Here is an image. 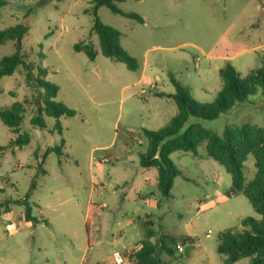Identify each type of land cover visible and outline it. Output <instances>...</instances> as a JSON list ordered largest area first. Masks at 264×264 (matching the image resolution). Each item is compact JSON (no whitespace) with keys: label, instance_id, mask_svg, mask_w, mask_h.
I'll return each mask as SVG.
<instances>
[{"label":"rangeland","instance_id":"1","mask_svg":"<svg viewBox=\"0 0 264 264\" xmlns=\"http://www.w3.org/2000/svg\"><path fill=\"white\" fill-rule=\"evenodd\" d=\"M6 2L0 8V30L17 24L28 26L24 49L29 60L46 71L43 78L48 84L57 86L55 101L76 112L73 117L59 119L61 135L54 130V118L47 115L43 116L45 128L34 127L29 120L36 109L37 88L26 82L20 67L11 76L0 79V108L8 109L12 103L22 102L25 113L20 129L32 140L11 153L6 146L13 136L0 122V184H7L8 177L12 181L16 176L17 191L8 185L6 192L20 195L27 188L31 180L24 175L32 176L37 170L33 159L37 140V161L45 159L46 171L64 174L68 191L72 192L70 195L62 191L58 199L63 202L42 211L41 219L52 226L37 225L36 235L41 242L49 240L53 232L69 230L76 238L73 245L77 248L72 253L73 261L68 264H111L113 249L120 252L121 245L129 241L121 254L124 264H134L133 256L141 247L145 227L144 221L138 222L137 215L145 220L144 213L149 211L157 233L173 237L189 233L194 239L191 245L179 242L186 255L179 253L178 257L170 258L162 254L166 264H223L225 257L216 250L220 235L226 231L240 233L242 219L259 220V216L243 194L226 196L230 175L207 155L204 143L197 146L195 153L170 156L172 165L183 175L174 178L171 197L163 199V206L157 210L137 198L120 204L119 193L112 195V187L122 172L130 180L143 170L124 158L121 153L124 143L137 160V154L147 148L141 131L159 130L176 115L177 108L171 98L155 96L175 93L170 77L187 88L194 101L211 103L221 88L218 69L230 64L243 79L249 72L264 68V0H123L117 3L121 11L138 14L142 23L99 7L98 19L119 31L118 44L136 59V71L101 55L97 36L91 32V0ZM78 42L92 44L97 53L93 61L82 52L73 51L72 46ZM13 50V44L7 42L0 46V57L10 55ZM145 60L147 66H144ZM142 68L145 77L136 85L134 82ZM194 122L217 134L225 127L264 126V94L255 87L246 102L214 119ZM61 138L65 142L63 156L54 153L46 156V149L58 146ZM110 145V150H102ZM100 154L106 160L99 158ZM98 161L102 165L100 172L96 169ZM255 172L253 157L248 156L243 170L246 183L253 179ZM93 176L95 185L90 193ZM148 192L155 193V186L149 187ZM90 199L94 201L93 206H104L93 212L86 232L84 221ZM33 211L36 216V209ZM61 213L66 214L64 218ZM107 215H114V222H109ZM126 219H131L133 224L125 225ZM56 220H62L63 225L56 224ZM113 238L116 241L112 245ZM24 244L25 239L1 228L0 264L31 263L34 253L25 252ZM85 247L89 248L87 252L83 250ZM248 259L242 258L234 264H248ZM38 263L42 264L43 260Z\"/></svg>","mask_w":264,"mask_h":264},{"label":"trees","instance_id":"2","mask_svg":"<svg viewBox=\"0 0 264 264\" xmlns=\"http://www.w3.org/2000/svg\"><path fill=\"white\" fill-rule=\"evenodd\" d=\"M122 1L91 0L93 4L91 32L97 36L102 56L123 63L128 70L136 71L138 62L118 44L119 31L102 24L96 14L99 7H106L114 14L142 22L138 14L123 12L117 7V3ZM6 3V0H0V8ZM27 28L26 24H17L0 30V46L11 42L14 48L10 55L0 57V79L11 76L19 67L22 68L26 82L37 88L34 98L36 109L29 123L43 129L45 128L43 116H50L55 120L54 130L61 135L59 119L63 116L73 117L76 112L55 101L57 86L48 84L43 78L46 71L29 60L24 49ZM72 49L75 52H82L89 61H93L97 55L89 42H78L72 46ZM218 74L221 88L211 103L194 101L189 96L187 88L180 86L170 77L175 93L156 95L171 98L176 105L177 113L161 129L141 131L146 139L147 148L144 153H139L138 164L142 168L156 169L158 191L163 198H168L174 178L183 175L172 165L170 155L174 152L195 153L197 146L204 143L207 155L223 166L230 175L231 184L226 196L243 194L259 216V220L250 217L242 219L243 230L240 233L223 232L216 250L225 257L223 264H234L242 258H249L248 264H264V126L253 124L236 128L225 127L220 134H217L194 122L195 119H214L235 105L246 102L255 87H259L264 94V68L255 69L240 79V74L230 64H226L218 69ZM24 113L25 107L22 102H14L8 109L0 108V122L15 134V137L9 140L7 148L22 147L29 143V136L20 131ZM64 143V139L61 138L60 144L48 148L45 155L53 152L60 156ZM248 156L253 157L256 172L253 179L246 183L243 170ZM42 162L43 159L39 164ZM33 188L32 182L29 190ZM27 197L28 195L23 201H15V203L23 204L25 218L30 219L31 209L26 201ZM92 215V209L88 207L84 221L86 232L89 231ZM143 225L145 227L143 226L141 247L134 253V264H166L161 259L162 254L176 258L179 255L180 243L189 245L194 243V239L188 235L173 237L165 233H157L150 221H144Z\"/></svg>","mask_w":264,"mask_h":264},{"label":"crops","instance_id":"3","mask_svg":"<svg viewBox=\"0 0 264 264\" xmlns=\"http://www.w3.org/2000/svg\"><path fill=\"white\" fill-rule=\"evenodd\" d=\"M143 20V19H142ZM143 22V21H142ZM141 22V23H142ZM144 66H147L146 60L144 61ZM145 77V70L142 68L139 73V78L137 81L134 82V84H139ZM128 86V85H127ZM153 88L156 87V84L151 85ZM143 92V91H142ZM142 95V94H140ZM156 97H158L155 94ZM140 97V96H139ZM159 98V97H158ZM162 99V98H161ZM10 130V129H9ZM21 131V129H20ZM11 132V131H10ZM12 134L13 139L15 137V134ZM32 143V140L29 137V143L27 145ZM65 144V143H64ZM26 146V145H24ZM23 147V146H22ZM22 147H9V151L11 153H14V151H19ZM112 147L110 145L109 147H102V150H107ZM124 147V150L121 149V153L124 155V158H127L128 162L131 164L137 163L139 161V154H137V160L133 157V154L131 152V148L124 143L122 146ZM34 148L33 149V159L35 160V164L37 166V170L35 171V174H33V183L34 188L30 191V185L32 183V176L31 174L24 175L26 176V179L31 180V183L29 181V184L26 189H24L20 195L16 193H10L6 192V187L9 185L11 186L13 191H17L16 185L18 184L16 176H14L13 180L11 181L8 177L7 184H0V229L3 228V230L7 231L8 234H14L17 235L18 238L25 239V244L23 246V250L25 252L31 251L34 253L33 261L29 264H39V260H43L42 264H68L73 261V250H75V245H73V242L76 240L75 237H73V233L69 230L59 231V234L57 232H53L50 236L49 240L41 242L40 236L37 234V225H42V223L45 226H52L49 221L45 222L43 219L44 216L42 214V211L44 209L52 208L54 205H58L63 200L59 201L58 196L62 193V191H66L68 194L72 195V192L69 190V183L66 181L67 177L62 174L61 172H53L50 173L46 171L44 166V161L39 164L37 161V151L39 150V141L35 140L34 142ZM48 149V148H47ZM46 149V150H47ZM64 150V146L61 149L60 156L62 157L64 153L62 151ZM146 151V150H145ZM112 152V151H111ZM53 152H50L46 156L52 154ZM116 153V150L113 149V154ZM186 152H174L170 156H173L175 154L178 155H184ZM55 154V153H54ZM104 154H100L99 158L102 160H106L104 157ZM96 162V169L98 172L101 171L102 165ZM141 171L136 172L133 177H130L125 172L121 173V176H119L118 179H114V185L112 187V195L115 192L119 193V203L125 204V202H132L134 199L143 200V202L148 205L152 210H157L163 206V202L165 198H163L157 188V171L155 168H142ZM151 169H153V172H149ZM31 177V178H30ZM94 176L91 177V188L90 193L93 191L95 180ZM155 186V193L148 192L149 187ZM157 194L158 197H157ZM28 195L26 201L30 207V219L25 218L24 214V206L21 203H15V201H23L25 196ZM171 197V190H170V196ZM72 198V197H69ZM166 198V199H168ZM66 200V199H64ZM58 201V202H57ZM57 202V203H55ZM162 202V203H161ZM93 199H90L87 203L89 205L88 207H91L92 213L98 212L97 209L101 210L104 206V204H99L97 206H93ZM36 209L34 215L33 209ZM111 210V209H110ZM96 213H94L96 215ZM100 213V211H99ZM61 217H65L66 214L61 213ZM38 216V218H37ZM61 218V219H63ZM144 218L147 221H152V213L147 211L144 213ZM35 219V220H33ZM107 219L109 222H114V215H107ZM138 222L141 224V222L145 221L140 216L137 215ZM159 219V218H158ZM67 223V222H66ZM56 224H59L60 226L63 225L62 220H56ZM117 224V223H114ZM133 224V221L131 219H126L125 225L130 226ZM153 226V225H152ZM188 236H191L189 233L185 234ZM115 238L112 239L111 244L113 245L115 242ZM129 241L123 243L120 248V252L124 251L126 247L129 245ZM84 252H87L89 250L88 247H85ZM115 251V249H113ZM117 251V250H116ZM181 256L186 255L184 254V250L180 252ZM100 263V262H99ZM97 263V264H99ZM79 264H81L79 262Z\"/></svg>","mask_w":264,"mask_h":264},{"label":"built area","instance_id":"4","mask_svg":"<svg viewBox=\"0 0 264 264\" xmlns=\"http://www.w3.org/2000/svg\"><path fill=\"white\" fill-rule=\"evenodd\" d=\"M206 236H209V233H207ZM181 251H182V248L181 246H179L178 252L180 253ZM124 261L125 259L122 256L121 252L115 250L111 253V264H124Z\"/></svg>","mask_w":264,"mask_h":264}]
</instances>
